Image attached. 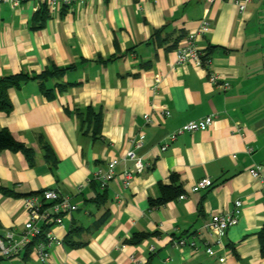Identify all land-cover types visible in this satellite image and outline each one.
Segmentation results:
<instances>
[{
	"label": "crops",
	"instance_id": "obj_1",
	"mask_svg": "<svg viewBox=\"0 0 264 264\" xmlns=\"http://www.w3.org/2000/svg\"><path fill=\"white\" fill-rule=\"evenodd\" d=\"M203 22L210 29L196 44L210 64L177 65V45ZM18 73L30 77L9 88L0 130L30 154L0 150V236L23 229L26 195L55 188L78 209L54 228L62 244L47 262L30 250L0 264H264V0L242 13L231 0H88L56 13L42 1L1 3L0 77ZM210 114L206 130L169 139ZM141 133L143 170L125 187L133 161L121 160L100 189L93 171ZM204 177L211 185L193 192ZM167 186L184 197L160 204ZM237 199L239 222L212 236L205 222ZM180 237L196 247L178 246Z\"/></svg>",
	"mask_w": 264,
	"mask_h": 264
},
{
	"label": "built area",
	"instance_id": "obj_2",
	"mask_svg": "<svg viewBox=\"0 0 264 264\" xmlns=\"http://www.w3.org/2000/svg\"><path fill=\"white\" fill-rule=\"evenodd\" d=\"M30 0H0L1 3H7L12 8H17L23 3ZM46 4L50 13H56L61 7H71L74 4L86 2L88 0H36ZM143 0H137V3ZM211 1V0H210ZM238 8L239 12H244L252 0H231ZM207 22H203L198 30L189 33L183 42H180L176 49L175 63L179 66L194 64L200 66H208L210 58H203L204 52L200 50L196 44V36L205 34L209 31ZM158 80V79H157ZM210 80L222 90L226 91L229 84L221 82L217 74H211ZM169 112L165 111L164 115ZM146 122L150 121L149 114L144 115ZM214 115H206L198 120H193L183 124L178 130L169 136L170 140H174L177 134L183 132H194L206 130L213 124ZM144 135L132 140V147L122 158H113L106 162L104 166L97 167L92 174V180L96 182L100 189L107 188L109 182L115 176V167L121 160L133 161L132 168H126L122 172V183L126 187L130 184L134 172H141L144 168L142 158L139 157L135 148L142 146ZM167 144L162 146L166 149ZM252 148L248 147L247 152H252ZM250 173L255 177L262 179V176L257 168H251ZM211 185L210 177H204L192 186V191L197 192ZM81 191V187L78 188ZM180 195L179 198H183ZM24 208L26 210V220L23 224V229L19 232L7 231L3 236H0V258H17L24 254L30 247L31 253L40 262H47L50 257V249L53 245H61L62 240L54 234V228L63 223L65 217L78 209V205L73 203L70 195L60 192L55 188L45 189L38 193H32L23 197ZM242 213V202L237 199L233 207L223 213H215L205 222L204 226L212 236L224 233L228 228L236 225ZM178 246H190L195 248L196 241L189 240L185 237H180L174 241ZM209 255L215 252L211 247L206 248ZM130 264H144V262L134 256H131Z\"/></svg>",
	"mask_w": 264,
	"mask_h": 264
},
{
	"label": "trees",
	"instance_id": "obj_3",
	"mask_svg": "<svg viewBox=\"0 0 264 264\" xmlns=\"http://www.w3.org/2000/svg\"><path fill=\"white\" fill-rule=\"evenodd\" d=\"M203 58H210L209 54L206 52L203 55ZM55 71H46L40 75V78H45L48 75L56 73ZM30 76L25 73H18L14 75L2 76L0 77V112L9 113L12 110V102L8 95V90L10 87H19L22 82L27 80ZM9 149L12 151H22L26 155L30 154V149L21 141L17 140L10 131L7 129L0 130V150ZM49 150H47L48 152ZM49 153V152H48ZM5 190L4 188H1ZM180 190L177 188H168L163 187V196L160 204H165L169 201H172L180 196ZM146 234L136 235L135 237L141 239L145 237ZM261 251L264 254V226L258 234ZM31 247L27 250L29 252ZM26 252V253H27Z\"/></svg>",
	"mask_w": 264,
	"mask_h": 264
}]
</instances>
